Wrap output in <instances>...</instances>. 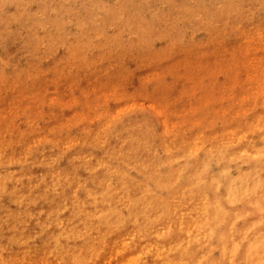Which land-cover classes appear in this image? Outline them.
<instances>
[{"label":"rangeland","instance_id":"1","mask_svg":"<svg viewBox=\"0 0 264 264\" xmlns=\"http://www.w3.org/2000/svg\"><path fill=\"white\" fill-rule=\"evenodd\" d=\"M0 264H264V0H0Z\"/></svg>","mask_w":264,"mask_h":264}]
</instances>
